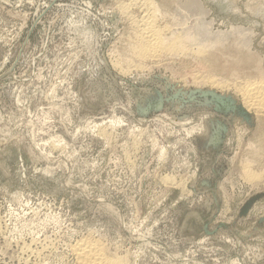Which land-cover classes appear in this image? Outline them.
<instances>
[{
    "label": "rangeland",
    "instance_id": "rangeland-1",
    "mask_svg": "<svg viewBox=\"0 0 264 264\" xmlns=\"http://www.w3.org/2000/svg\"><path fill=\"white\" fill-rule=\"evenodd\" d=\"M148 16L230 35L138 60ZM257 83L264 0H0V264H264Z\"/></svg>",
    "mask_w": 264,
    "mask_h": 264
},
{
    "label": "bare ground",
    "instance_id": "bare-ground-1",
    "mask_svg": "<svg viewBox=\"0 0 264 264\" xmlns=\"http://www.w3.org/2000/svg\"><path fill=\"white\" fill-rule=\"evenodd\" d=\"M143 4H149L152 6H156L155 4L153 5L152 2H148V1L143 2ZM144 6H147V5H144ZM124 7H126V6H124ZM126 9H127V7H126ZM154 9H156V8H154ZM123 11H124V9H123ZM157 12L158 11H156V13ZM156 17L157 16L152 18V16H151V18H150L148 16V18L145 17V19L141 18V23L140 24L138 23V26H140V28H139V32H138L137 36H135L136 42L134 45L132 44L133 46H132V48H130V49H132L133 55L136 56L137 59L138 58L144 59V58H150V57H156V56L159 57L160 53L162 55V53L174 54L176 52H180V51L182 52L183 50H185L187 48L188 43L189 44L191 43L193 45L195 43L196 44H202V46H199L201 48V47L205 46V44L207 45L210 43V41H208V43L203 42L204 41L203 35H206V34H207L208 39H211V40L212 39L214 40L215 37L218 35H220V36H222L223 34L225 36L230 35L229 33H224V32L223 33H221V32H218V33L210 32L207 23L204 22L202 20V18L196 19L195 23L192 26L190 24H189L190 26H187L188 25L187 21H183L184 23H180L179 22L180 19L175 20L176 22L178 21L177 26L180 24H185V25H180L182 27H175V28H172V26L174 24L172 26L168 25L172 29H171V33L167 34L164 32L165 26H164V28H160V26L158 24V18H156ZM182 19L185 20L184 18H182ZM182 19H181V22H182ZM186 22H187V25H186ZM168 26H166V28ZM236 27H238V26H236ZM248 30L249 29L233 28L232 31H230V32H232V33L235 32L236 34H245L248 32ZM196 46L197 45H195V47ZM190 48H191L190 51H192L194 46H193V48H192V46ZM206 48H208V47L206 46ZM206 48H205V50H207ZM209 48H210V45H209ZM197 49H199V48H197ZM200 51H202V50H200ZM203 51H202V53H203ZM186 52L189 53L187 51V49H186ZM203 54H205V53H203ZM160 57H162V56H160ZM138 60H140V59H138ZM137 66H139V65H137ZM212 80H214V79L212 78ZM208 82H210V81H208ZM241 88H242L241 94H242V98L244 100L243 103H245V105L249 109H253V110H255L258 113L263 115L264 114V83H259V84L257 83V85L256 84L255 85L254 84L253 85H244ZM247 174H248L249 179L254 178V177L257 178V175H255L253 173L252 174L247 173ZM93 241L91 242L90 240L89 241L87 240V241L80 242L77 245V247L74 249L77 252L78 260L81 264H125L124 260L122 259L123 257L122 258H120V257L119 258L109 257L107 255L104 247L100 243L95 242V241L93 242ZM77 256H76V258H77Z\"/></svg>",
    "mask_w": 264,
    "mask_h": 264
}]
</instances>
